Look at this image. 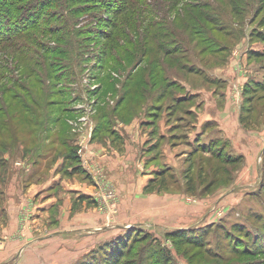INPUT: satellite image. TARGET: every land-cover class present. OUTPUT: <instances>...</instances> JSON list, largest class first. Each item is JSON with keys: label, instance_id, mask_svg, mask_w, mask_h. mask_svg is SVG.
<instances>
[{"label": "rangeland", "instance_id": "obj_1", "mask_svg": "<svg viewBox=\"0 0 264 264\" xmlns=\"http://www.w3.org/2000/svg\"><path fill=\"white\" fill-rule=\"evenodd\" d=\"M0 147V264H264V0H0Z\"/></svg>", "mask_w": 264, "mask_h": 264}, {"label": "trees", "instance_id": "obj_2", "mask_svg": "<svg viewBox=\"0 0 264 264\" xmlns=\"http://www.w3.org/2000/svg\"><path fill=\"white\" fill-rule=\"evenodd\" d=\"M224 37H226V36H224ZM165 69H166V67H165ZM167 70H169V68L167 67ZM165 73H167V74H169V72H167V71H165ZM133 111H135V110H133V109H131L130 111L129 110H127L126 111V113H132ZM120 118V117H119ZM9 120H13V117L12 118H9ZM9 122H7V124H8ZM9 125V124H8ZM10 128H11V126H10ZM5 133H7V132H5ZM10 135H13V133H10ZM10 143L11 144H13V143H15V141H14V137H10ZM7 148H10V147H0V150L1 151H5Z\"/></svg>", "mask_w": 264, "mask_h": 264}, {"label": "crops", "instance_id": "obj_3", "mask_svg": "<svg viewBox=\"0 0 264 264\" xmlns=\"http://www.w3.org/2000/svg\"><path fill=\"white\" fill-rule=\"evenodd\" d=\"M21 203V202H20ZM17 216V215H16ZM16 223L18 222V219H16V221H15ZM16 225V224H15ZM16 228H17V225H16Z\"/></svg>", "mask_w": 264, "mask_h": 264}]
</instances>
